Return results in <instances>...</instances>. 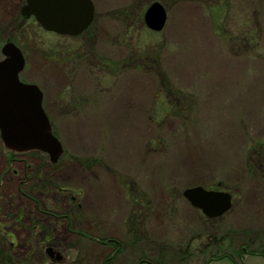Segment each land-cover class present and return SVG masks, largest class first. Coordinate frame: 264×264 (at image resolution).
<instances>
[{
    "label": "rangeland",
    "instance_id": "obj_1",
    "mask_svg": "<svg viewBox=\"0 0 264 264\" xmlns=\"http://www.w3.org/2000/svg\"><path fill=\"white\" fill-rule=\"evenodd\" d=\"M92 2L68 36L0 0V60L20 49L63 148L0 136V264H264V0ZM195 186L230 209L204 215Z\"/></svg>",
    "mask_w": 264,
    "mask_h": 264
},
{
    "label": "water",
    "instance_id": "obj_2",
    "mask_svg": "<svg viewBox=\"0 0 264 264\" xmlns=\"http://www.w3.org/2000/svg\"><path fill=\"white\" fill-rule=\"evenodd\" d=\"M22 14L33 15L46 30L59 34L76 35L92 21V0H26ZM166 21L164 7L153 2L144 14L146 26L160 31ZM4 56L0 60V136L6 149L13 152L39 150L48 154L56 163L63 148L52 131L43 109V94L35 84L19 80L24 66L20 49L13 43L1 47ZM189 202L208 217H215L231 206V196L224 191L206 190L201 186L184 190ZM50 257L52 254L49 249Z\"/></svg>",
    "mask_w": 264,
    "mask_h": 264
},
{
    "label": "trees",
    "instance_id": "obj_3",
    "mask_svg": "<svg viewBox=\"0 0 264 264\" xmlns=\"http://www.w3.org/2000/svg\"><path fill=\"white\" fill-rule=\"evenodd\" d=\"M107 242H109V243H111V242L115 243V242H114V241H112V240H107Z\"/></svg>",
    "mask_w": 264,
    "mask_h": 264
}]
</instances>
